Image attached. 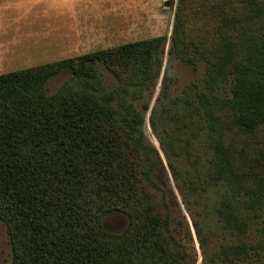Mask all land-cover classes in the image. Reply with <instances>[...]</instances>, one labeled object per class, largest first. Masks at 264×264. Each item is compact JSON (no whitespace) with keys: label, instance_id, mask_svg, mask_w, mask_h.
I'll return each instance as SVG.
<instances>
[{"label":"trees","instance_id":"trees-1","mask_svg":"<svg viewBox=\"0 0 264 264\" xmlns=\"http://www.w3.org/2000/svg\"><path fill=\"white\" fill-rule=\"evenodd\" d=\"M166 38L139 39L0 73V218L13 248L12 264H197L196 249L178 241L171 230L166 191L154 177L163 159L155 147L134 137V132L141 135L142 111L135 106L119 109L86 90L63 93L58 96L59 106L44 93H31L66 68L77 77H97L101 64L125 83L149 87L161 74L159 52ZM203 46L188 44L202 53ZM256 46L253 43L251 50ZM255 53L264 57L262 48ZM188 56L186 62L196 66L192 57L196 53ZM239 66L246 90L250 84L264 92V65L255 68L256 79L251 82L252 69ZM222 75L225 64L215 69L210 62L207 84ZM200 96L215 151L211 169L218 172L211 176L230 181L242 203L236 206L238 210L241 205L254 210L264 203V169L260 176L248 148L232 152L230 146L215 142L218 130L208 111L211 102L208 95ZM242 96L243 92L237 99L218 101L216 107L230 108L228 115L236 119L239 136L252 140L260 131L263 135L257 139L264 142V107L253 114ZM224 142L231 144L227 139ZM113 210L129 217L122 232L104 227V214ZM236 222L245 229L244 220Z\"/></svg>","mask_w":264,"mask_h":264},{"label":"rangeland","instance_id":"rangeland-1","mask_svg":"<svg viewBox=\"0 0 264 264\" xmlns=\"http://www.w3.org/2000/svg\"><path fill=\"white\" fill-rule=\"evenodd\" d=\"M227 1L0 0V73L165 35L159 52L161 74L154 79L155 84L147 82L149 87L140 89L128 80L125 83L101 64L97 77H77L66 68L31 93H44L59 106L62 102L58 96L63 93L86 90L112 101L119 109L135 106L141 110V135L134 132V137L155 147L163 159L154 177L166 191L175 238L196 249L197 264H264V203L254 210L247 205L238 210L236 206L242 203L234 196L230 181L213 178L218 172L211 169L215 154L211 126L200 102V94L208 95V111L215 117L218 130L215 142L230 146L232 152L248 148L262 176L264 142L257 138L263 132L252 140L239 136L234 127L236 119L228 115L230 108L216 105L237 99L243 92L242 99L253 114L264 107V92L255 91L250 84L246 90L238 73L240 64L250 67L249 82L255 81V68L264 65V57L255 53L264 49V0ZM177 16L180 23L175 31ZM190 42L204 45L203 53L189 48ZM255 42L257 46L251 50ZM194 53L196 66L185 59ZM210 62L215 69L225 64V76L208 85ZM254 93L253 100L247 97ZM140 153L145 155V151ZM246 160L252 164L251 159ZM237 220L246 222L245 229L237 226ZM103 223L108 231L119 233L127 227L129 217L113 210L104 214ZM12 262L9 233L0 218V264Z\"/></svg>","mask_w":264,"mask_h":264},{"label":"water","instance_id":"water-1","mask_svg":"<svg viewBox=\"0 0 264 264\" xmlns=\"http://www.w3.org/2000/svg\"><path fill=\"white\" fill-rule=\"evenodd\" d=\"M168 4V3H167Z\"/></svg>","mask_w":264,"mask_h":264}]
</instances>
